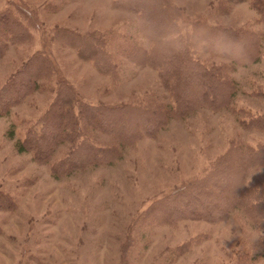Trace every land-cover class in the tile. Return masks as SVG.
Wrapping results in <instances>:
<instances>
[{"label":"rangeland","instance_id":"obj_1","mask_svg":"<svg viewBox=\"0 0 264 264\" xmlns=\"http://www.w3.org/2000/svg\"><path fill=\"white\" fill-rule=\"evenodd\" d=\"M168 1L181 10L182 30L200 20L264 32L249 0ZM14 3L32 18L14 13L26 30L19 41L10 34L3 38L0 89L37 52L48 53L52 72L38 80L34 93L0 110V264H264L260 237L255 239L259 230L239 211L216 224L192 219L157 224L143 215L154 201L201 177L232 140L248 147L264 144V131L240 127V118L228 110L197 108L186 119H169L154 138L120 147L112 164L91 163L64 173L17 149L30 128L39 129L36 121L60 82L90 105L144 102L169 110L173 102L155 70L127 57L134 47L150 46L134 29L133 11L114 8L113 0H0V12ZM58 30L104 41L118 64L117 78L96 68L89 46ZM258 49L259 61L224 72L235 85L236 108L257 115L264 114V37ZM200 58L230 66L228 59L205 53ZM87 118L97 116L87 113ZM81 123L82 130H72L78 144L84 134L93 147L116 143L113 133ZM68 146L56 144L50 162L65 157ZM252 174L264 181V169L255 167Z\"/></svg>","mask_w":264,"mask_h":264},{"label":"trees","instance_id":"obj_2","mask_svg":"<svg viewBox=\"0 0 264 264\" xmlns=\"http://www.w3.org/2000/svg\"><path fill=\"white\" fill-rule=\"evenodd\" d=\"M113 3L114 8L133 11L137 15L134 29L150 42L148 50L137 46L127 53V57L139 66H149L156 71L157 79L170 93L173 105L169 110L160 104L144 102L90 105L81 103L74 89L60 82L55 97L36 121L39 129L28 130L25 134L27 142L18 146L19 151H30L34 159L49 161L58 173L91 163L112 164L121 156L120 147L134 146L144 136L154 138L169 119H186L200 107L214 112L228 110L240 118V127L264 131V114L238 110L233 101L235 85L224 74L238 63L246 66L259 61L258 48L264 32L259 34L244 28L210 25L200 20L192 21L188 28L182 30L178 26L181 10L168 0H113ZM249 5L264 23V0H249ZM12 8L0 12V55L6 48L2 44L5 34H10L13 41H19L25 34V27L14 13L28 21L32 18L27 8L15 3ZM58 31L66 37L71 35L66 30ZM71 36L77 43L90 47L89 58L96 68L104 75L117 78L118 64L103 48L104 41L91 36ZM204 53L228 59L230 66L226 63L205 64L200 58ZM48 56L42 51L34 53L15 76L3 84L0 89V97L3 98L1 111H7L10 105L34 93L38 80L50 75L52 64ZM73 109L77 112L74 113ZM87 113L95 114L97 118H87ZM240 113L244 114V119L239 117ZM78 123L85 128L90 126L113 133L116 143L93 147L84 134V142L78 144L72 132L82 130ZM59 143H69V151L65 157L52 163L49 159ZM255 167L264 169V144L248 147L237 145L232 140L201 177L185 182L168 196L154 201L143 215L157 224H176L180 219L216 224L239 211L242 217L264 233V181L252 175L247 185L250 171ZM257 242L259 251L264 254V235Z\"/></svg>","mask_w":264,"mask_h":264},{"label":"clouds","instance_id":"obj_3","mask_svg":"<svg viewBox=\"0 0 264 264\" xmlns=\"http://www.w3.org/2000/svg\"><path fill=\"white\" fill-rule=\"evenodd\" d=\"M260 171H261V169H259V171L254 172V173H258V172H260ZM254 173H253V174H254ZM253 174H252V175H253ZM252 175H250V176L248 177L247 185L250 183V180H251ZM261 235H264V233H261V232L259 231V232H258V235L256 236L255 239H258Z\"/></svg>","mask_w":264,"mask_h":264}]
</instances>
